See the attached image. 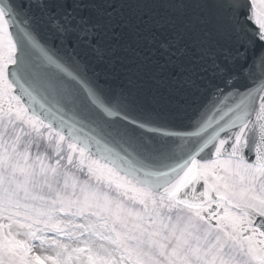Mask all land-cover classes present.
Masks as SVG:
<instances>
[{
  "label": "snow or ice",
  "instance_id": "1",
  "mask_svg": "<svg viewBox=\"0 0 264 264\" xmlns=\"http://www.w3.org/2000/svg\"><path fill=\"white\" fill-rule=\"evenodd\" d=\"M0 264H264V0H0Z\"/></svg>",
  "mask_w": 264,
  "mask_h": 264
}]
</instances>
